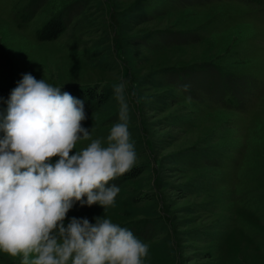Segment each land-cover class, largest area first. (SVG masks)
<instances>
[{"label": "rangeland", "instance_id": "obj_1", "mask_svg": "<svg viewBox=\"0 0 264 264\" xmlns=\"http://www.w3.org/2000/svg\"><path fill=\"white\" fill-rule=\"evenodd\" d=\"M50 20L64 31L39 39ZM25 73L82 100L102 141L128 81L136 164L65 226L109 218L145 264H264V0H0V116Z\"/></svg>", "mask_w": 264, "mask_h": 264}, {"label": "clouds", "instance_id": "obj_2", "mask_svg": "<svg viewBox=\"0 0 264 264\" xmlns=\"http://www.w3.org/2000/svg\"><path fill=\"white\" fill-rule=\"evenodd\" d=\"M127 87H113L118 119L102 141L82 126V100L22 75L0 116V253L19 264H145L148 244L109 218L64 224L76 203L114 206L120 188L110 182L136 164ZM80 141L89 143L76 150Z\"/></svg>", "mask_w": 264, "mask_h": 264}, {"label": "trees", "instance_id": "obj_3", "mask_svg": "<svg viewBox=\"0 0 264 264\" xmlns=\"http://www.w3.org/2000/svg\"><path fill=\"white\" fill-rule=\"evenodd\" d=\"M64 31V25L61 20H50L39 32V39L54 40Z\"/></svg>", "mask_w": 264, "mask_h": 264}]
</instances>
